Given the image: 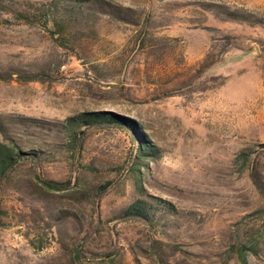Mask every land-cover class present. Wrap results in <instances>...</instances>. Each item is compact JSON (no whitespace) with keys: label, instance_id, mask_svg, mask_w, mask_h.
I'll return each instance as SVG.
<instances>
[{"label":"rangeland","instance_id":"rangeland-1","mask_svg":"<svg viewBox=\"0 0 264 264\" xmlns=\"http://www.w3.org/2000/svg\"><path fill=\"white\" fill-rule=\"evenodd\" d=\"M0 125V264H264V0H0Z\"/></svg>","mask_w":264,"mask_h":264},{"label":"trees","instance_id":"trees-1","mask_svg":"<svg viewBox=\"0 0 264 264\" xmlns=\"http://www.w3.org/2000/svg\"><path fill=\"white\" fill-rule=\"evenodd\" d=\"M91 116L92 117L89 118L90 115L88 117L81 115L80 117L69 118L66 120L64 130L67 133L69 142L78 139V136L80 134L78 129L81 126L86 125L89 122L96 121L99 118L97 115H91ZM1 129L2 126L0 125V130ZM140 137L141 138H140L139 154L142 155V153L144 154L147 151H151L150 150L151 148H149V145L146 142V140L143 138V136L140 135ZM20 155H22L20 152L16 153V156H20ZM13 163H14V151H12L11 149L7 148L4 145H0V180L3 178L6 171L8 170V168L12 166ZM44 185L46 186V188L51 190L58 188L57 184L54 182L45 181ZM129 213L132 216H143V217L146 216L147 214L146 210L144 209V207L140 202H136L133 205H131L129 208Z\"/></svg>","mask_w":264,"mask_h":264}]
</instances>
